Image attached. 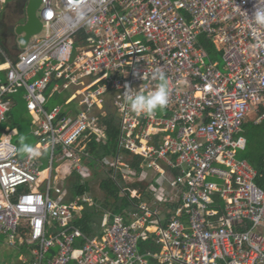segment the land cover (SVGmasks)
Instances as JSON below:
<instances>
[{"label":"built area","instance_id":"1","mask_svg":"<svg viewBox=\"0 0 264 264\" xmlns=\"http://www.w3.org/2000/svg\"><path fill=\"white\" fill-rule=\"evenodd\" d=\"M257 10L264 0H42L43 31L14 60L0 46V124L23 91L42 147L21 159L16 129L0 137V235L27 250L11 264H264V157L263 172L239 158L245 127L264 122ZM157 70L168 104L132 113L125 86L150 91ZM115 117L117 155L98 162L128 207L98 209L88 234L76 221L96 202L70 180L93 178L89 147Z\"/></svg>","mask_w":264,"mask_h":264},{"label":"rangeland","instance_id":"2","mask_svg":"<svg viewBox=\"0 0 264 264\" xmlns=\"http://www.w3.org/2000/svg\"><path fill=\"white\" fill-rule=\"evenodd\" d=\"M17 2H20L19 0H13L5 9H1L0 7V17L5 15L4 18H2L5 22V24L12 26V28H15L16 25L13 23V15L15 13V8L17 7ZM11 14H13L11 16ZM1 41L0 46L5 51L6 54L10 57V59L14 60L17 57L18 52L15 50V46L18 44V39L13 40L5 38L4 35H0ZM18 38V36H17ZM217 61H220L219 59H215ZM3 62H6V58L0 53V64ZM0 78H4V73L0 74ZM24 92L22 91L19 95L16 96V100L18 102L16 107H13L11 109V112L8 114V117L6 118V121H3L0 124V137H2L4 134L8 133V130H14L16 129L17 135L14 136L13 142L15 145L20 148L21 140L23 138V141L32 145L36 148V143L38 140L34 137L33 131H32V120L26 110L25 102L22 99V95ZM48 95V93H47ZM63 96H60L59 98L55 97L51 100L50 103L47 104V109L49 112L53 111L57 106L63 104ZM163 110L158 109L157 112L161 113ZM251 118H254L255 115L252 113L250 115ZM253 132L258 134V137H262L264 135V122L253 130ZM251 131L250 129H246L243 136L248 140V144L250 146L251 143ZM42 151V148L41 150ZM244 152H239V158H241V155ZM19 155L21 159H26L28 155L22 153L19 151ZM44 167L49 166V159H44ZM97 160L94 161L92 164H96V175L93 174V178L89 179V185L91 186V192L89 193L90 197H92L96 202V208L100 209L101 204L100 202H104L106 200V196L100 189V184L102 183V180L108 176L109 170L104 168ZM113 168L112 163L108 164V169ZM92 172L94 173L95 170L92 169ZM88 178V177H87ZM87 181V180H84ZM71 184V183H70ZM160 184H163V182H160ZM110 210V209H107ZM112 211V210H111ZM27 250L21 247H11L6 242V237L0 235V262L3 264H11V263H18L19 257L26 253Z\"/></svg>","mask_w":264,"mask_h":264},{"label":"trees","instance_id":"3","mask_svg":"<svg viewBox=\"0 0 264 264\" xmlns=\"http://www.w3.org/2000/svg\"><path fill=\"white\" fill-rule=\"evenodd\" d=\"M26 5L25 1H20L15 8V13L13 15V21L15 24L24 22L26 20ZM1 41V39H0ZM201 43L205 46L207 51L213 57V59H219L217 54L214 52L213 46L204 43V37L200 38ZM18 49V45L15 46ZM19 50V49H18ZM6 62H3L0 65H4ZM4 72H0L3 74ZM105 124L108 127V136L109 141L99 144L97 142H92L89 149L92 155L97 160H102L104 158L114 157L117 155V144L113 141L119 135V123L117 118L114 119H104ZM254 124H249L246 126V129H250L251 133V143L250 146L248 144L247 149L242 153L241 158L248 160L259 172H263V157H264V135L262 137H258V134L253 132L255 129ZM37 144V143H36ZM97 165H92V168L95 170L94 175H96V167ZM70 183L74 185L73 193L74 195L91 192V186L87 182L80 181V178L77 175L71 179ZM100 189L106 196V200L104 202H100L102 209H110L116 214H122L124 210L128 207L125 198L120 197V189L113 182V180L107 176L102 180L100 184ZM101 213L102 210H98L96 208L86 207L83 211L82 218L76 221V225L85 233L93 234L94 229L93 226L97 225L101 221Z\"/></svg>","mask_w":264,"mask_h":264},{"label":"clouds","instance_id":"4","mask_svg":"<svg viewBox=\"0 0 264 264\" xmlns=\"http://www.w3.org/2000/svg\"><path fill=\"white\" fill-rule=\"evenodd\" d=\"M254 21L257 25L264 26V10H257L254 14ZM144 79V76L141 77ZM153 79L157 81L155 87L150 91L144 89L135 90L125 86L123 99L126 106L136 115H152L158 109L164 108L169 102V83L166 74L157 70ZM19 151L31 158L40 156V152L32 145L21 140Z\"/></svg>","mask_w":264,"mask_h":264},{"label":"water","instance_id":"5","mask_svg":"<svg viewBox=\"0 0 264 264\" xmlns=\"http://www.w3.org/2000/svg\"><path fill=\"white\" fill-rule=\"evenodd\" d=\"M24 1L26 5V20L25 23L19 24L15 29L20 49H25L28 46L30 39L39 35L43 31V23L37 15L42 0Z\"/></svg>","mask_w":264,"mask_h":264},{"label":"flooded vegetation","instance_id":"6","mask_svg":"<svg viewBox=\"0 0 264 264\" xmlns=\"http://www.w3.org/2000/svg\"><path fill=\"white\" fill-rule=\"evenodd\" d=\"M19 1L22 2V0H19ZM18 3H20V2H17L16 4H18ZM12 15L13 14H11V16ZM4 16L5 15L0 17V35H4L5 38H7V39H12L13 38V40H16L17 39V35L15 33V28H12V26H9V25L5 24L4 20L2 19V18H4ZM13 23H15V22L13 21ZM22 23H25V21L21 22V23H18V24H15V25L17 26V25L22 24Z\"/></svg>","mask_w":264,"mask_h":264},{"label":"crops","instance_id":"7","mask_svg":"<svg viewBox=\"0 0 264 264\" xmlns=\"http://www.w3.org/2000/svg\"><path fill=\"white\" fill-rule=\"evenodd\" d=\"M22 1H24V0H22ZM17 26H18V25H17ZM17 26H16V27H17ZM16 27H15V29H16ZM0 39H1V38H0ZM17 39H18V38H17ZM17 45H18V44H17ZM15 48H16V47H15ZM4 66H5V64H4V65H0V69H1L2 67H4ZM22 99H23V98H22ZM17 104H18V102H17ZM25 108H26V107H25ZM36 145H37V144H36ZM41 148H42V147L39 146V147L37 148V150H38L39 152H41V151H40ZM109 158H111V157H109ZM92 163H93V162H92ZM92 163L89 164L90 167H92V165H93ZM92 169H93V168H92ZM93 174H94V173H93ZM72 178H73V177H72ZM72 178H71V179H72ZM70 181H71V180H70ZM80 181H81V183H82V182H87V181H83V180H81V179H80ZM89 181H90V180H89ZM72 184H73V183H72ZM89 193H90V192H89Z\"/></svg>","mask_w":264,"mask_h":264},{"label":"bare ground","instance_id":"8","mask_svg":"<svg viewBox=\"0 0 264 264\" xmlns=\"http://www.w3.org/2000/svg\"><path fill=\"white\" fill-rule=\"evenodd\" d=\"M7 67H8V65L6 64L4 67H2V69H3V68H7Z\"/></svg>","mask_w":264,"mask_h":264}]
</instances>
